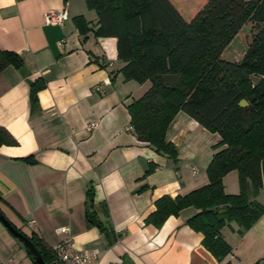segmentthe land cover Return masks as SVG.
I'll list each match as a JSON object with an SVG mask.
<instances>
[{
	"label": "crops",
	"instance_id": "1",
	"mask_svg": "<svg viewBox=\"0 0 264 264\" xmlns=\"http://www.w3.org/2000/svg\"><path fill=\"white\" fill-rule=\"evenodd\" d=\"M185 21L204 5L185 14L178 0H168ZM65 7L63 26L44 23V14ZM81 15L88 31L80 33ZM98 16L85 0H0V50L21 59L0 71V126L15 139L0 146V210L24 234L35 233L53 248L68 239L81 252L96 253L84 264H255L264 257V212L238 234L231 223L220 230L231 250L216 259L203 235L186 221L192 207L170 215L160 227L146 223L154 200L184 195L208 183L206 168L220 136L179 110L165 139L175 146L176 161L139 141L127 105L150 81L125 79L117 38L96 36ZM45 81L30 103V82ZM96 85L105 91L92 92ZM95 122L92 130L85 129ZM149 163L154 169L145 174ZM224 190L239 192L238 173L222 178ZM103 205L99 216L107 234L85 222L86 192ZM255 200L264 204V192ZM21 243V244H20ZM32 264L22 242L0 222V264Z\"/></svg>",
	"mask_w": 264,
	"mask_h": 264
},
{
	"label": "trees",
	"instance_id": "2",
	"mask_svg": "<svg viewBox=\"0 0 264 264\" xmlns=\"http://www.w3.org/2000/svg\"><path fill=\"white\" fill-rule=\"evenodd\" d=\"M64 2L68 0H63ZM98 16L96 36L117 38L118 58L125 79L150 87L127 105L133 133L139 141L176 161L172 142L165 132L174 115L182 110L201 126L220 136L222 147L205 170L208 183L184 195H162L145 222L160 227L170 215L192 206L197 212L186 224L203 235L202 245L221 259L231 250L220 230L235 223L238 234L249 229L264 212L255 197L264 190V0H205L190 21H185L168 0H85ZM80 33L88 31L81 15L74 17ZM246 23H251L247 50L239 63L222 54ZM12 64L20 69L17 53L0 50V71ZM179 74L172 87L162 76ZM250 75L260 77L256 86ZM45 87L38 78L30 82V103ZM241 99L247 105L241 106ZM15 139L0 126V146L14 145ZM149 163L145 174L154 169ZM231 170L238 173L239 192L224 190L222 178ZM108 217L103 205L86 192L85 222L103 233ZM19 231H21L18 228ZM45 264H55L53 248L35 233L27 235ZM19 241V240H18ZM32 264H37L22 243Z\"/></svg>",
	"mask_w": 264,
	"mask_h": 264
},
{
	"label": "built area",
	"instance_id": "3",
	"mask_svg": "<svg viewBox=\"0 0 264 264\" xmlns=\"http://www.w3.org/2000/svg\"><path fill=\"white\" fill-rule=\"evenodd\" d=\"M68 19V11L65 7L60 10H51L44 14V23L48 25H60L63 26ZM105 91L103 85H96L92 88V92L102 94ZM95 126V122H88L85 129L90 131ZM132 128V126H131ZM264 192V190H263ZM55 264H84L87 263L93 254L89 252H81L73 248L70 240L64 239L58 242L54 247ZM17 264H25L24 262H18ZM255 264H264V257L257 260Z\"/></svg>",
	"mask_w": 264,
	"mask_h": 264
},
{
	"label": "rangeland",
	"instance_id": "4",
	"mask_svg": "<svg viewBox=\"0 0 264 264\" xmlns=\"http://www.w3.org/2000/svg\"><path fill=\"white\" fill-rule=\"evenodd\" d=\"M177 2L178 5L183 8L185 14L194 12L202 4L201 0H178ZM250 29H251V23H246L245 26L242 28V30L236 36H234V38L231 40V42L228 44V46L225 48L222 54V58L224 60L237 62V63L240 62L243 54L247 50V46H248L247 43H248V38L250 36ZM250 76H254V75H250Z\"/></svg>",
	"mask_w": 264,
	"mask_h": 264
},
{
	"label": "water",
	"instance_id": "5",
	"mask_svg": "<svg viewBox=\"0 0 264 264\" xmlns=\"http://www.w3.org/2000/svg\"><path fill=\"white\" fill-rule=\"evenodd\" d=\"M179 74H164L162 76L164 83L172 87L178 78ZM250 79L252 81V85L256 86V84L259 82L260 78L256 76H250ZM247 102L244 99H241L239 102V105L245 106ZM0 222L6 227V229L20 242H22L32 253L33 259L37 264H45L41 255L34 247L33 243L30 241L28 236L24 234L22 231H19L16 226H14L8 218L3 214V212L0 210Z\"/></svg>",
	"mask_w": 264,
	"mask_h": 264
}]
</instances>
